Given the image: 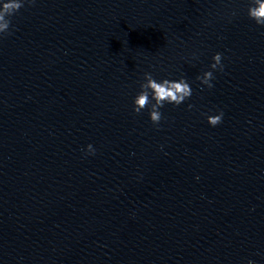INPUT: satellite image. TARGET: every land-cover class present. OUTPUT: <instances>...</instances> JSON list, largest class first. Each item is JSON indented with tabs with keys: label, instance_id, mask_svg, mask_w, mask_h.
I'll list each match as a JSON object with an SVG mask.
<instances>
[{
	"label": "clouds",
	"instance_id": "9594fccd",
	"mask_svg": "<svg viewBox=\"0 0 264 264\" xmlns=\"http://www.w3.org/2000/svg\"><path fill=\"white\" fill-rule=\"evenodd\" d=\"M34 4L35 0H0V39L12 34L10 31L11 17L14 16L25 4ZM237 13L233 12L232 16ZM247 16L254 23L264 28V0H250L247 8ZM210 70L198 75L196 79L202 86L211 89L214 87L212 81L215 79L214 72H223L224 65L222 63V53H216L212 57ZM140 91L133 99L132 111L140 114L146 108L149 110V118L154 126H159L163 117L161 108L165 104L179 106L192 96V89L186 79L179 80L163 79L157 81L151 72H144L143 81L140 82ZM194 105L188 104V108L192 109ZM224 113L221 111L215 115H207V123L215 127L223 122ZM85 156L95 155L96 149L92 144L82 150ZM247 264H256L254 260L249 259Z\"/></svg>",
	"mask_w": 264,
	"mask_h": 264
}]
</instances>
